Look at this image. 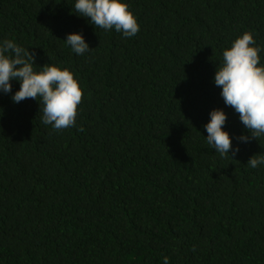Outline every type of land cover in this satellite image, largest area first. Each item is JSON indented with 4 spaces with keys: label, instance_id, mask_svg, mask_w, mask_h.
Listing matches in <instances>:
<instances>
[{
    "label": "trees",
    "instance_id": "trees-1",
    "mask_svg": "<svg viewBox=\"0 0 264 264\" xmlns=\"http://www.w3.org/2000/svg\"><path fill=\"white\" fill-rule=\"evenodd\" d=\"M125 37L74 13L75 0H0V42L69 70L76 126L0 91V264H264V135L249 136L214 83L222 52L253 34L264 66V0H123ZM90 50L76 55L67 34ZM239 147L207 144L209 113ZM83 131H79V128ZM194 249V250H193Z\"/></svg>",
    "mask_w": 264,
    "mask_h": 264
},
{
    "label": "clouds",
    "instance_id": "clouds-1",
    "mask_svg": "<svg viewBox=\"0 0 264 264\" xmlns=\"http://www.w3.org/2000/svg\"><path fill=\"white\" fill-rule=\"evenodd\" d=\"M74 13L88 18L89 22L104 30L115 29L125 37H133L139 31L134 15L123 0H75ZM65 43L76 55L90 50L83 36L78 33L67 34ZM253 34L244 32L236 38L229 48L222 52V64L217 66L214 83L221 89L220 95L226 106L239 114V119L249 136L241 134L238 141L247 143L264 135V66L260 64L262 51L255 45ZM35 53H30L12 40L0 42V91H12L10 81L20 82L19 90L11 99L19 103L31 98H40L43 104L42 123L51 125L56 131L75 127L77 107L81 103L83 92L73 74L57 66L45 64L41 71H35ZM209 122L204 125L206 141L222 157L234 156L239 147H232L229 134L222 130L227 116L221 109H213ZM83 131V128H79ZM247 164L256 168L264 164V155L251 156ZM194 250V249H193ZM164 264L168 258L164 257Z\"/></svg>",
    "mask_w": 264,
    "mask_h": 264
}]
</instances>
